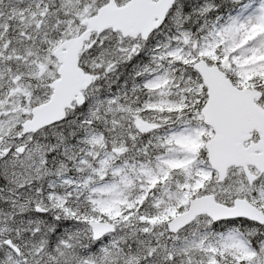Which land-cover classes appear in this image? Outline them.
<instances>
[{
    "label": "snow or ice",
    "instance_id": "snow-or-ice-1",
    "mask_svg": "<svg viewBox=\"0 0 264 264\" xmlns=\"http://www.w3.org/2000/svg\"><path fill=\"white\" fill-rule=\"evenodd\" d=\"M0 264H264V0H0Z\"/></svg>",
    "mask_w": 264,
    "mask_h": 264
}]
</instances>
